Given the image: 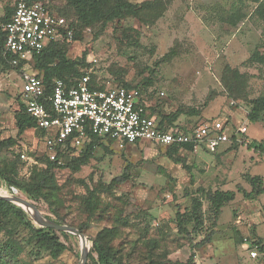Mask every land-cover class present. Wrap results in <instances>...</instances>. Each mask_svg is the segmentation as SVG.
<instances>
[{"label":"rangeland","instance_id":"1","mask_svg":"<svg viewBox=\"0 0 264 264\" xmlns=\"http://www.w3.org/2000/svg\"><path fill=\"white\" fill-rule=\"evenodd\" d=\"M129 1L136 7L132 15L73 27L78 38L68 44L66 56L78 63L80 74L106 88L141 85L150 91L148 101L160 114L180 111L173 122L178 126L219 119L226 122L228 132L245 124L247 133L214 155L201 148H197L199 157L179 149L180 163L167 156L165 146L142 142L120 148L102 141L108 150L96 146L93 157L78 170H54L57 212L70 225L87 223L84 234L89 250L90 238L103 228L115 227L110 246L130 264L165 259L185 264L192 252L189 264H259L237 240L244 239L248 221L241 215L243 207L256 205L255 196L250 198L245 189H252L247 177L264 179V109L255 122L247 116L252 100L264 96V62L251 60L253 53L263 51L264 23L254 15L261 0ZM14 2L0 0V16ZM65 2L49 0L55 11L65 7ZM18 76L15 70H0V138L14 137L17 132ZM23 151L25 160L17 158ZM44 156L43 137L31 128L17 138V145L0 152V163L16 161L19 178L27 179L32 168L44 167ZM125 167L129 178L109 187ZM199 187L231 189L238 195L221 208L211 241L196 248L193 244L211 227L208 202L197 192ZM93 191V215L86 221L85 200ZM0 192L11 191L0 186ZM14 193L31 200L19 190ZM194 196L202 199L204 226L198 233H180L175 213L180 211L187 218ZM31 201L45 216L53 215L42 201ZM185 227L190 231L192 223L186 221ZM263 230L259 226L257 232ZM56 233L67 246L58 259L46 253L38 258L22 253V258L30 264H79L78 237ZM86 264L96 263L87 259Z\"/></svg>","mask_w":264,"mask_h":264},{"label":"trees","instance_id":"2","mask_svg":"<svg viewBox=\"0 0 264 264\" xmlns=\"http://www.w3.org/2000/svg\"><path fill=\"white\" fill-rule=\"evenodd\" d=\"M45 3L48 9L54 11L66 19L67 25L73 29L75 25L81 27L93 26L95 23H108L115 19L123 18L127 15H132L136 11L135 5L129 0H66L65 7L54 10L50 5L49 0H40ZM17 0H15L11 8H7L5 13L0 16V70H15L10 63L11 56L5 55L3 50L5 32L2 25L5 24L11 14L14 12ZM69 14L73 19H69ZM254 15L264 23V0L258 2L254 9ZM77 32L72 39H77ZM71 39V41H72ZM71 41H53L48 44L39 53L35 54L31 60V67L37 70L38 74L43 77L46 84V92L51 91V84L54 78H63L69 83L72 78H80L84 74H80L78 70V63L70 60L66 56L67 46ZM263 51H257L251 56V60L264 62V38L262 40ZM118 86L127 88L136 87L141 94L149 96L150 91L138 84L131 85L122 83ZM89 87L93 89H105L106 87L96 86L91 79L89 80ZM20 97V96H19ZM264 109V96L252 100V106L248 113V119L255 122L259 118V113ZM148 116H157L158 126L161 129H170L177 127L184 131H190L195 126L185 127L178 126L173 123L180 114V111H175L170 114H160L152 105L147 107ZM15 127L17 129L14 137L0 138V152L7 150L17 145V138L20 137L28 129H36L35 120L26 112L24 104L18 99V108L14 111ZM100 138L93 136L91 141L84 145L80 152L71 154L69 152L58 151L57 159L50 160L48 156H44V167L40 169L32 168L30 175L27 179L19 178L16 171V161L9 165L0 163V186L11 191V187L23 192L27 198L34 201H42L48 206V209L53 215H46L49 219L59 224H68L62 216L57 212L56 202V189L54 170L57 168H70L71 170H78L81 166L86 165L94 155L96 146H102L103 149L108 150L107 145L102 143ZM234 139L232 140V142ZM111 143V140L106 141ZM186 149L192 151V145L184 146H168L166 150L167 156L174 162L180 163L183 160L177 155L179 149ZM17 158L20 159L19 153ZM128 167L124 171L112 178L109 183L110 186L120 184L129 178ZM252 186L259 180L258 177H247ZM255 187V186H254ZM264 190V189H262ZM197 192L204 197L208 202L207 211L211 220V227L204 237L193 244V247L200 248L201 246L209 243L214 234V226L221 212V208L228 202L234 199L235 193L232 190L221 189H205L199 187ZM96 191L90 193L86 198V211L87 220H90L93 215L92 196H95ZM203 202L200 196L191 198L190 206L186 210L188 212L187 218L183 217V213L176 211L175 222L177 229L180 233L189 234L198 233L204 226V212L202 209ZM186 221L192 223L190 231L185 227ZM87 223H82L76 228L84 233ZM73 226V225H71ZM115 227H106L100 230L94 237L90 238L91 247L87 259H91L96 264H130L117 255L111 246V236ZM0 264H30L27 260L23 259L21 254L27 253L34 258L40 257L42 253H46L51 259H58L59 256L67 249L55 230L44 228L36 225L29 214L20 206L13 204L9 201L0 198ZM241 243V239L237 240ZM93 253L97 254L95 258ZM194 257V252L190 254L188 261L189 264ZM66 264V263H63ZM147 264H174L172 261L165 259L158 262L150 260Z\"/></svg>","mask_w":264,"mask_h":264},{"label":"built area","instance_id":"3","mask_svg":"<svg viewBox=\"0 0 264 264\" xmlns=\"http://www.w3.org/2000/svg\"><path fill=\"white\" fill-rule=\"evenodd\" d=\"M2 28L4 54L11 56L10 63L19 75L20 100L35 120L50 160L57 159L58 151L77 154L93 136L111 140L120 148L148 142L165 147L192 145L193 150L215 152L233 139L241 141V136L247 133L245 124L228 132L226 122L219 119L197 124L190 131L177 127L161 129L157 119L147 115L149 103L138 88L93 89L89 87L87 74L70 79L71 84L63 78H54L47 93L43 77L30 65L32 57L53 41H71L73 29L63 16L40 0H17L14 12ZM20 158L27 159L24 151ZM11 191L17 189L12 186ZM242 246L251 258L264 264L262 245L244 238Z\"/></svg>","mask_w":264,"mask_h":264},{"label":"crops","instance_id":"4","mask_svg":"<svg viewBox=\"0 0 264 264\" xmlns=\"http://www.w3.org/2000/svg\"><path fill=\"white\" fill-rule=\"evenodd\" d=\"M144 97L148 101V96H146L144 94ZM148 103L150 106L151 105L150 101H148ZM153 116L157 119L156 115H153ZM146 143H148V142H146ZM138 144H142V143H134L131 145H138ZM148 144H150V143H148ZM226 144H229V143L227 142V143H224L223 145H221L216 150V153L220 152L221 150L222 151L225 150L223 148L225 146H227ZM127 145H130V144H127ZM197 150L198 149L192 150V152L196 153V155L199 157V155L197 154ZM204 151H206V150H204ZM206 152L212 153L209 151H206ZM257 181L258 182H257L256 186L254 185L255 187L251 185V188H252L251 191L248 188H245L247 190L248 196L250 198H253L255 196L254 201L256 202L255 203L256 205L254 208L252 206L243 207V209H242L243 211H242L241 215L246 216L248 219L247 224H245L244 230H243V233L245 234L244 238H246L248 240V242H256V243H259L260 245H262L264 247V230L262 233L257 232V229L259 226H262L264 229V190H262V189H264V179H261L259 177V180H257ZM222 190H227V189H222ZM249 192H252V193H249ZM237 195L238 194L236 193V196ZM239 239H241V241H242L240 246L242 248H244L242 246L243 238L240 236ZM255 261L257 263L261 264L260 261H257V260H255Z\"/></svg>","mask_w":264,"mask_h":264},{"label":"water","instance_id":"5","mask_svg":"<svg viewBox=\"0 0 264 264\" xmlns=\"http://www.w3.org/2000/svg\"><path fill=\"white\" fill-rule=\"evenodd\" d=\"M0 198L21 206L24 210L28 211L33 221L40 227L53 229L58 232L71 233L77 236L80 241L81 247L79 264H86L89 247L87 245V238L85 234L79 231L78 228L67 224H59L49 219L38 209V207L31 200H27L26 198L17 195L16 193H14V191H11L8 194L0 192Z\"/></svg>","mask_w":264,"mask_h":264}]
</instances>
